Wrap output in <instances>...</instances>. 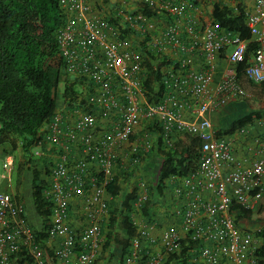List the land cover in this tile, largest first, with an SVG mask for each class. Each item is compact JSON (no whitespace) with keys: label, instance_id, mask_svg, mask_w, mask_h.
Wrapping results in <instances>:
<instances>
[{"label":"built area","instance_id":"built-area-1","mask_svg":"<svg viewBox=\"0 0 264 264\" xmlns=\"http://www.w3.org/2000/svg\"><path fill=\"white\" fill-rule=\"evenodd\" d=\"M255 1L257 11L246 13L250 39L227 33L217 23L196 30L194 6L182 2L166 6L178 18L151 43L141 9L119 10L111 20L96 13L91 0H60L64 21L56 39L66 76L86 78L95 87L90 95L83 93L89 100L85 105L81 104L84 96L72 105L60 99L62 106L46 125L43 140L32 148L39 157L54 156L46 166L50 179L44 195L52 203L46 240L38 241L35 231L43 229L45 219L30 218L26 199L0 190V264L97 262L104 243L101 221L110 216L114 198L108 187L117 176L115 169L127 171L141 163L138 146L123 154L119 150L131 141L143 119L149 120L156 140L166 147L174 146L176 137L199 138V158L190 174L168 179L180 228L171 227L162 235L164 253L180 256L185 251L203 264H260L263 240L257 232L261 229L249 226L251 219L239 217V208L254 213L261 208L264 146L241 158L227 137L216 135L213 124L215 113L251 96L242 79L264 83V0ZM120 28L128 30L129 36L120 37ZM148 46L156 53L162 47L171 56L176 54L182 64L160 66L166 79L162 94L149 93L144 86ZM196 53L204 56L202 67L195 65ZM218 59L226 62L225 68H218ZM156 62L164 61L156 57ZM101 121L109 126L102 129ZM13 164V157L7 156L4 178L9 179ZM138 189L143 194L135 205L143 211V204L150 201L149 188L142 181ZM75 197L81 199L80 217L85 224L81 229L71 212ZM132 220L137 228L135 215ZM136 236L132 242L139 247ZM135 258L131 255L127 264ZM162 260L150 256L147 264Z\"/></svg>","mask_w":264,"mask_h":264},{"label":"trees","instance_id":"trees-1","mask_svg":"<svg viewBox=\"0 0 264 264\" xmlns=\"http://www.w3.org/2000/svg\"><path fill=\"white\" fill-rule=\"evenodd\" d=\"M173 4L182 5L179 2ZM235 8L238 9V14H235L228 5L216 2L213 4L212 16L219 28L227 33H238L241 38L250 39L249 28L246 25L248 11L243 4H239ZM141 10L150 17H158L161 14L147 4L142 5ZM164 12L172 16H170L171 22L178 18L177 15L165 10ZM187 14L189 16L188 11ZM63 21L60 0H0V151L3 155L13 154L18 147H21L27 155L39 141L43 140L42 131L53 120L62 96L68 104H76L84 94L90 95L95 87V84L86 78L66 76L64 57L59 53L56 39L57 31ZM120 34V37H128L130 33L128 30L120 28ZM254 48L255 44L251 42L249 49L253 50ZM145 54L148 59L147 69L143 72L144 86L149 90V93L158 91L159 94H162L166 79L162 78L160 66L182 65L181 61L177 57L172 58L169 53L162 52V50L156 53L155 49H149ZM156 57L161 58L164 62L155 65ZM242 68H244L243 65L240 66V70ZM61 84H64L62 92L59 89ZM83 87L86 91H81ZM257 89L258 93L264 96V83L257 85ZM88 101V96H84L81 104L85 105ZM263 118L264 109L250 111L237 117L228 127L224 126V129L219 126L218 130L216 129V135L228 138L236 132L249 130V124L253 125L255 120ZM149 127L152 126L149 124ZM256 138H258L256 146L247 148V154L250 153V150L253 151L257 147L264 146V127L257 128ZM160 146L162 165L158 176L156 178L152 176L150 190L152 197L142 206L145 216H149L151 204L163 194V189L167 185L166 180L173 175H189L199 158V138L197 137H188L186 140L176 137L174 146L167 145L166 147L163 142H159ZM49 172V169H46V175ZM125 172L118 173L114 183L108 187V192L115 198L119 197L120 200L119 202L110 201L111 216L109 222L105 223L102 229L103 232L105 229L108 231L106 237L109 241L115 226L121 224L123 232L127 236L120 240L122 246L121 264H126V259L131 255L130 244L137 235V228L132 220L134 204L137 201V189L125 192L122 181L126 180L129 175ZM119 181L120 184H118ZM46 184L47 182L41 180L39 176L32 179L31 183V199L35 215L41 220L45 219L43 229L39 230L38 227L35 229L38 241L47 239L45 229L49 226L52 209L51 201L44 195ZM262 208L263 204L257 213ZM253 214L254 211L239 208V217L251 219L254 218ZM257 234L263 240L258 254L261 258L260 264H264V227ZM143 252L140 264H147L149 255L145 250ZM185 255L186 253L183 251L180 256L185 258ZM180 256L176 253L170 254L163 264H169L171 260H177Z\"/></svg>","mask_w":264,"mask_h":264},{"label":"crops","instance_id":"crops-1","mask_svg":"<svg viewBox=\"0 0 264 264\" xmlns=\"http://www.w3.org/2000/svg\"><path fill=\"white\" fill-rule=\"evenodd\" d=\"M190 3L194 6V10L191 11V15L196 20V30L200 27H203L206 24L209 23H216L213 16H212V10H213V4L216 2H221L225 5H228L231 9L234 10L235 14H238L237 11H235V7L239 4H243L246 11L248 12H256L257 6L255 0H91V3L94 7V11L96 13H100V15H106L108 16V19L110 17H114L117 15L119 10H139L141 9L142 5H149L152 9L156 10V12L161 13L158 17H150L146 16V22L148 26V30L151 32V34L148 37V40L152 43V40L154 37H159L161 33L166 30L173 22L170 19L171 15H168L164 12L166 11V6L172 3ZM109 14V15H108ZM172 17V16H171ZM112 19V18H111ZM154 24L155 27H151V25ZM183 35L185 34L184 29L182 28ZM181 35V30H180ZM186 37H189L187 34ZM149 49L153 48L151 46H148ZM162 50L163 48H158V52ZM172 58H176V54L172 55ZM218 61V68H225L226 62ZM194 62L197 67H202V64L204 62V56L201 53H196L194 55ZM166 66H164V69ZM242 82L244 83L247 90L250 92V97L245 98L243 100L251 101L256 100L258 97L257 92V85L251 84L247 82L245 79H242ZM84 88V87H83ZM82 88V89H83ZM262 95V94H260ZM259 95V96H260ZM264 98V96L262 95ZM62 106L61 101L59 102V107ZM228 106V105H227ZM226 108V107H225ZM225 108L223 110H225ZM264 109V107H262ZM257 110V109H256ZM221 111L215 113L213 115V124L215 129L218 130L219 123L218 119L220 116ZM111 123V121H110ZM149 120H142L141 124L137 127L136 133L133 135V139L131 137L130 142H126L123 144L122 148L119 150L120 154H123V152L126 150V152L131 148L132 146H138L139 148V154L141 156V163L138 166H135V168H130V170H124V169H115L116 174L121 173V171H126L125 173L129 174L128 178L125 180L123 179L122 184L125 192H132L135 189H137V197L142 196L143 192L142 190L139 191L138 186L140 182H144L146 185V188L149 190H146L149 192V199L152 197V192L150 191L152 188V178H144L143 176V170H147L148 172L152 174V176L156 178L159 174V170L162 165V154L160 153L161 146L159 147L160 140H156V136L154 135V130L152 127H149ZM253 125H248V129L242 130V132H236L235 134H232V136H228V140L232 142V148L236 152V154L243 158L245 155L249 156L247 154V148H252L256 146L258 138H256V131L259 126L264 127V118L262 120H255ZM102 129H105L108 124H106L104 121H101L100 124ZM151 126V124H150ZM45 129V128H44ZM44 131V130H43ZM42 131V132H43ZM245 131V132H244ZM227 136H225L226 138ZM1 152V151H0ZM3 154V153H2ZM12 156L14 159L13 169L16 165V169L22 168V166H26L27 163V157L24 153V150L21 147H18L13 154H6L3 155V167L4 162L7 156ZM54 156L52 155L50 158L47 159L48 163L49 160L53 159ZM18 166V167H17ZM47 166V164H46ZM29 177L30 174L33 175L32 179H36L37 176L41 180H45L46 182H49V176L46 175V179L41 178L42 172L40 169L38 170V167L31 168L29 170ZM12 174V173H11ZM10 174V177H11ZM9 177V183L5 187H1L0 190L7 191L13 193L18 199L27 201L28 205V212L30 213V218H36L35 215V208L32 204V200L30 199V190H31V183L27 182L25 185H16L13 182H10L11 179ZM154 178V179H155ZM153 179V180H154ZM169 183L168 180H166V184ZM120 184V181L118 182ZM145 191V189L143 190ZM119 197L113 198L112 201H118ZM80 202L81 199H77L76 197L72 199L71 204V212L73 216L76 219V228L81 229V225L84 226L85 224L82 223L80 214H81V208H80ZM176 204L174 203V190L170 186H166L163 189V194L157 201H155L153 204H151V210L149 216H144L143 211L139 209L134 204V211L132 212V215H135V221H137V236L139 241V247H135L133 245V242L131 241L130 244V251L131 255L134 254L135 258L132 264H140L139 255L142 256L145 250L147 252V255L149 257L153 258H160L162 257V263H164L165 259L170 255L164 253V246L162 244V235L171 227H176L177 229L180 228V221L177 217H174V207ZM111 216V215H110ZM110 216L106 219H102V224L105 226V223L109 222ZM251 221V220H250ZM87 226V224H86ZM253 229H260L264 227V222H258V221H251V224L249 225ZM103 229V226H102ZM181 231V230H180ZM143 232L147 234H143ZM108 231L105 229L104 234V243L100 250L98 260L95 264H121V253H122V246L120 244V240L123 237H127L123 229L121 227V224H118L115 226L113 230V235L111 237V240L108 241V238L106 237ZM153 240V242H152ZM118 248V256L115 257L112 253L114 251V248ZM133 253V254H132ZM130 255V256H131ZM129 256V257H130ZM76 256H74L75 258ZM128 257V258H129ZM127 258V259H128ZM126 259V264H127ZM179 260V261H177ZM173 259L169 264H203L199 260H195L190 258V256L185 255V258L179 259Z\"/></svg>","mask_w":264,"mask_h":264},{"label":"rangeland","instance_id":"rangeland-1","mask_svg":"<svg viewBox=\"0 0 264 264\" xmlns=\"http://www.w3.org/2000/svg\"><path fill=\"white\" fill-rule=\"evenodd\" d=\"M230 51V49L228 50V52ZM60 92L63 91L64 89V84L60 85ZM258 89L257 92L258 93ZM258 94V97L256 100H251V101H246L243 99H239L236 102H232L230 103L228 106H226L225 110H223L221 112V115L218 119V123L219 126L224 129L225 127H228L229 124L234 121L235 119H237V117L246 114L250 111H255L256 109H262V107H264V98L262 97V95ZM61 101H65V98L62 96ZM28 155V159H27V163L26 166H22V168H18L16 169V165L14 167V170L11 174V181L15 183L16 185H25L27 182L31 183V179L33 177L32 174H30L29 177V170H31V168L34 167H38V170L40 169V171L42 172L41 174V178L42 179H46V174H45V170H46V164L48 163L47 158L46 157H39L37 155H35V151L34 149H31L29 151ZM26 155V156H27ZM3 154L2 152H0V188L1 187H5L8 183H9V179L8 178H4L7 177L8 174L5 171L4 167H3ZM18 167V166H17ZM143 176L144 178H152V174L150 173V171L148 172L147 170H143ZM166 186H169L168 183ZM165 186V187H166ZM171 187V186H170ZM262 204H263V208L261 209V211L259 213H257L256 215H254V221H258V222H264V199L262 200ZM115 257L118 256V248L115 247L114 251L112 253Z\"/></svg>","mask_w":264,"mask_h":264},{"label":"clouds","instance_id":"clouds-1","mask_svg":"<svg viewBox=\"0 0 264 264\" xmlns=\"http://www.w3.org/2000/svg\"><path fill=\"white\" fill-rule=\"evenodd\" d=\"M157 198H158V197H157ZM256 214H257V212H256V213H254V214H253V216H254V215H256ZM252 220H254V218H251V221H252ZM260 229H262V228H260Z\"/></svg>","mask_w":264,"mask_h":264}]
</instances>
